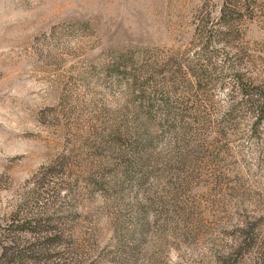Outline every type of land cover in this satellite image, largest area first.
Instances as JSON below:
<instances>
[{
  "label": "rangeland",
  "instance_id": "obj_1",
  "mask_svg": "<svg viewBox=\"0 0 264 264\" xmlns=\"http://www.w3.org/2000/svg\"><path fill=\"white\" fill-rule=\"evenodd\" d=\"M223 3L0 0V254L19 206L61 234L0 264H255L264 10Z\"/></svg>",
  "mask_w": 264,
  "mask_h": 264
},
{
  "label": "trees",
  "instance_id": "obj_2",
  "mask_svg": "<svg viewBox=\"0 0 264 264\" xmlns=\"http://www.w3.org/2000/svg\"><path fill=\"white\" fill-rule=\"evenodd\" d=\"M249 10L253 14H258V11L264 10V0H224L221 8V22L223 25H228L234 14L245 13ZM258 15H261L260 13ZM167 94L162 97L160 106L165 111L173 112L174 102L171 100V95ZM170 96V97H169ZM160 108L159 104L157 103ZM178 114V113H177ZM174 115V114H173ZM45 174L33 181L32 186L28 189L29 192L35 191L40 185L45 183ZM27 201V198H25ZM20 207V206H19ZM17 208L8 214L5 219L3 230L6 231L7 236L2 241V252L0 254L1 262H8L17 259H25V262H36L39 260L41 253L47 251L43 250L39 245L45 246L44 243L52 240H58L60 233L56 232L51 226H47L46 222L49 219L43 215H24L22 208ZM20 232V233H19ZM21 232H28L30 237L23 239ZM11 235V236H10ZM43 250V251H42ZM25 257V258H24ZM255 264H264V250L259 255Z\"/></svg>",
  "mask_w": 264,
  "mask_h": 264
}]
</instances>
